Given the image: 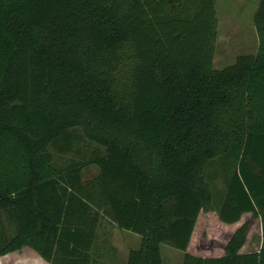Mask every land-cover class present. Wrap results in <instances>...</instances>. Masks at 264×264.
Masks as SVG:
<instances>
[{
    "label": "trees",
    "instance_id": "16d2710c",
    "mask_svg": "<svg viewBox=\"0 0 264 264\" xmlns=\"http://www.w3.org/2000/svg\"><path fill=\"white\" fill-rule=\"evenodd\" d=\"M215 4L0 0V257L91 264L105 218L140 237L126 264H162V246L182 264H264V0L256 50L220 70ZM229 156L215 206L206 166ZM212 213L234 230L198 256ZM247 216L258 250L243 251Z\"/></svg>",
    "mask_w": 264,
    "mask_h": 264
},
{
    "label": "rangeland",
    "instance_id": "374dc122",
    "mask_svg": "<svg viewBox=\"0 0 264 264\" xmlns=\"http://www.w3.org/2000/svg\"><path fill=\"white\" fill-rule=\"evenodd\" d=\"M248 1L250 3H255L253 7V9H255L259 0H216L215 7L218 29L215 52L213 56V67L215 69L220 70L228 65H231L235 61L236 57L241 54V52L238 53L232 51L235 39L239 38L241 34H236L237 27L229 24L230 21L227 16H234L235 13L241 10L239 9L238 11L237 9L240 8L242 4L245 9L249 10L250 6L253 5L250 4V6H248ZM246 21L248 22V20ZM251 22L253 28V20ZM251 25L248 26L250 30L252 29ZM244 52L254 53L253 49H249ZM68 159V156H62L56 161L58 164H65ZM234 163L235 161L233 157L229 156L227 158H218L206 166V180L211 188L215 206L218 205L223 198L225 193L224 179L232 171ZM97 173V168L95 166H91L83 170L82 177L85 181H87L94 178ZM217 220L218 219L214 213L200 218L199 228L191 246V251H193L194 254L198 256H219L222 254L224 244L229 239L230 232L234 229L225 228L228 226L224 224H222L224 225V227H222L218 224ZM243 221L244 223H250L243 251L258 250L261 245V227L259 219L254 220L251 216H247L244 217ZM122 232L113 231V233L111 232L110 235L107 236L110 238V242L114 245V248L117 249L114 264H125L129 251L131 249H137L139 246L138 241H134L133 236ZM135 237L140 240L139 236L135 235ZM95 251H93L94 254H96ZM161 258L162 264H182L183 262V254L168 246L161 247Z\"/></svg>",
    "mask_w": 264,
    "mask_h": 264
},
{
    "label": "crops",
    "instance_id": "0c3cea01",
    "mask_svg": "<svg viewBox=\"0 0 264 264\" xmlns=\"http://www.w3.org/2000/svg\"><path fill=\"white\" fill-rule=\"evenodd\" d=\"M250 4H252L253 6H250ZM258 4L259 1L257 2V6ZM254 5H255L254 2L250 3L248 1V6H250L249 10L245 9L244 5L242 4L241 7L237 9L238 11L239 9H241L239 12L235 13L234 16L233 15L227 16L228 20L230 21L229 24L237 27L236 34H241L239 38H236L234 41V45H233L234 47L232 49V51L234 52L242 53L249 49H253V51H255L257 48L256 32L254 27L252 28L251 25L252 24L251 21L253 20L252 16L254 15L255 10L257 9V6L255 9H253ZM250 17H251V21H250ZM246 20H248V22ZM249 25H251L252 31L250 30V28H248ZM113 231L122 232L116 226H114V224H112L109 220L105 218L100 220L96 239L92 248V252L96 250L95 251L96 254H94V252L93 253L91 252V256H92L91 264H111V263L114 264L116 260L115 253L117 249L114 248V245L110 242V238L107 237L108 235H110L111 232L113 233ZM123 232L124 234H129L133 236L134 241L136 242L138 241V244H140V240L137 239V237H135L134 234L125 231ZM0 264H49V263L44 261L33 250L24 247L18 251L0 257Z\"/></svg>",
    "mask_w": 264,
    "mask_h": 264
}]
</instances>
